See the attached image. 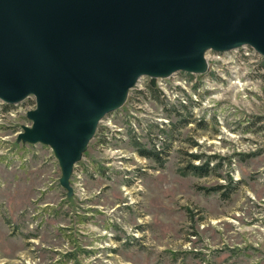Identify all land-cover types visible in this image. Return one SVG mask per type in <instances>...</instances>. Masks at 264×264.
<instances>
[{"label":"rangeland","instance_id":"obj_1","mask_svg":"<svg viewBox=\"0 0 264 264\" xmlns=\"http://www.w3.org/2000/svg\"><path fill=\"white\" fill-rule=\"evenodd\" d=\"M206 60L141 78L71 191L49 146L18 139L35 98L0 104V264H264V57Z\"/></svg>","mask_w":264,"mask_h":264},{"label":"water","instance_id":"obj_2","mask_svg":"<svg viewBox=\"0 0 264 264\" xmlns=\"http://www.w3.org/2000/svg\"><path fill=\"white\" fill-rule=\"evenodd\" d=\"M264 57V0H0V101L34 97L18 139L70 178L102 119L143 77L206 74L209 51Z\"/></svg>","mask_w":264,"mask_h":264},{"label":"built area","instance_id":"obj_3","mask_svg":"<svg viewBox=\"0 0 264 264\" xmlns=\"http://www.w3.org/2000/svg\"><path fill=\"white\" fill-rule=\"evenodd\" d=\"M209 54H213L217 58H222V56L223 57H227V56L231 55V56H233L235 58L246 59L248 57H251L252 55L257 54V52L253 48H251L249 46H244V47H241L239 49H236V50H233V51H229V52H224V53H217V52H214V51H209L207 53V55H209ZM33 100H34L35 105H36V100L35 99H33ZM0 104L4 105V106L8 105V104H5L4 102H1V101H0Z\"/></svg>","mask_w":264,"mask_h":264},{"label":"trees","instance_id":"obj_4","mask_svg":"<svg viewBox=\"0 0 264 264\" xmlns=\"http://www.w3.org/2000/svg\"><path fill=\"white\" fill-rule=\"evenodd\" d=\"M189 75L190 76H193L192 74H189ZM149 91H150V93H152L154 95H157L158 94V90L155 87L150 86L149 87ZM32 102L34 104V101L33 100H32ZM5 107L9 108L10 105H6ZM137 146L139 147V145H137ZM139 152H140L141 155H143L145 157H154V156L156 157V155H154V154L152 155L151 153H149L147 151H144V150H141V149H139ZM157 158H159V155L157 156ZM189 171H191V172H193V173H195V174H197L199 176H206V175H208L210 173V171L208 169H205L203 167H197V166H194V165H192V166L189 167Z\"/></svg>","mask_w":264,"mask_h":264}]
</instances>
